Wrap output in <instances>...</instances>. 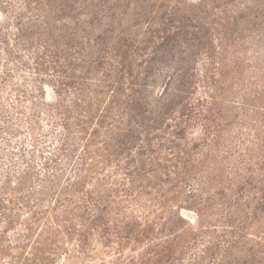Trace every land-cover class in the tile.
Instances as JSON below:
<instances>
[{
	"label": "rangeland",
	"instance_id": "rangeland-1",
	"mask_svg": "<svg viewBox=\"0 0 264 264\" xmlns=\"http://www.w3.org/2000/svg\"><path fill=\"white\" fill-rule=\"evenodd\" d=\"M0 264H264V0H0Z\"/></svg>",
	"mask_w": 264,
	"mask_h": 264
},
{
	"label": "trees",
	"instance_id": "trees-1",
	"mask_svg": "<svg viewBox=\"0 0 264 264\" xmlns=\"http://www.w3.org/2000/svg\"><path fill=\"white\" fill-rule=\"evenodd\" d=\"M160 45H158V50H160V53L162 54L163 51L165 50L166 48V43L165 42H162V43H159ZM169 48V47H168ZM164 59V58H163ZM165 60V59H164Z\"/></svg>",
	"mask_w": 264,
	"mask_h": 264
}]
</instances>
